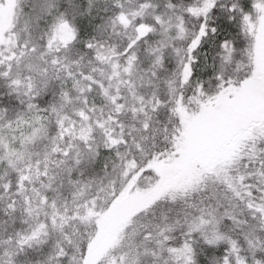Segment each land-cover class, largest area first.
I'll list each match as a JSON object with an SVG mask.
<instances>
[{"label":"snow or ice","instance_id":"6c2138e0","mask_svg":"<svg viewBox=\"0 0 264 264\" xmlns=\"http://www.w3.org/2000/svg\"><path fill=\"white\" fill-rule=\"evenodd\" d=\"M0 264H264V0H0Z\"/></svg>","mask_w":264,"mask_h":264}]
</instances>
